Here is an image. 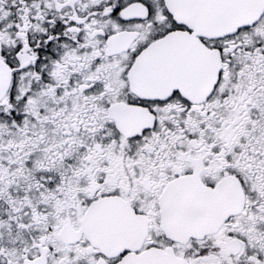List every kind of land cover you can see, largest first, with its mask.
Wrapping results in <instances>:
<instances>
[{
  "label": "snow or ice",
  "instance_id": "snow-or-ice-1",
  "mask_svg": "<svg viewBox=\"0 0 264 264\" xmlns=\"http://www.w3.org/2000/svg\"><path fill=\"white\" fill-rule=\"evenodd\" d=\"M0 264H264V0H0Z\"/></svg>",
  "mask_w": 264,
  "mask_h": 264
}]
</instances>
